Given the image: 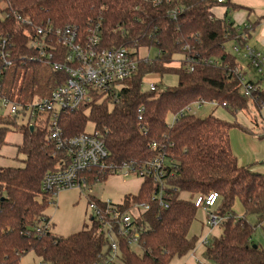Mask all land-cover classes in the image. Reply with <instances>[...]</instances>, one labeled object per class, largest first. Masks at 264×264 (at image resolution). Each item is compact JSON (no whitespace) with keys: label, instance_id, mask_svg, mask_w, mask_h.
Wrapping results in <instances>:
<instances>
[{"label":"trees","instance_id":"1","mask_svg":"<svg viewBox=\"0 0 264 264\" xmlns=\"http://www.w3.org/2000/svg\"><path fill=\"white\" fill-rule=\"evenodd\" d=\"M7 1L10 10L33 22L49 20L55 27L72 24L81 30L88 22L99 23L105 46L136 43L156 51L123 83L118 103L109 99L98 103L94 96L92 103L59 117L66 137L85 132L90 124L102 136L112 163L145 161L152 156L153 143L167 154L169 178L162 197L167 208L150 201L156 186L149 179L136 196H124V207L141 202L147 203L149 210L135 221L140 234L138 247L131 248L120 239V255L114 264H172L175 258L193 251L198 237L190 235V229L198 209L192 199L212 192L219 196L215 214L220 219L221 234L208 240L205 259L210 264H264V249L252 241L257 225L264 223V175L238 164L229 141V131L237 124L184 112L197 102H214L233 115L248 109L250 99L243 95L240 83L227 74L228 68L239 67V58L226 44L237 41L239 34L227 18H214L212 9L218 5L207 0H173L170 6L159 7L143 0H0V16L9 12ZM169 8H181L175 19L167 14ZM1 34L10 36L14 43L13 65L2 83L5 96L20 103L34 99H15L14 85L20 80L17 92L26 93L38 85L43 70L49 72L48 94L59 75L45 66L20 60L30 53L20 25L12 18L0 17ZM175 56L181 57L178 68L171 66ZM186 58L194 59L190 72L185 69ZM200 59L219 64H203ZM149 74H174L177 83L161 93L149 91L141 84ZM256 96L253 103L259 108L264 104V89ZM141 108L138 120L137 110ZM168 116L175 120L168 122ZM5 123L22 134L17 153L24 159L20 168L0 166V264H20L30 252L38 264H98L106 259L107 242L97 222L67 237L53 235L52 226L43 228L48 221L44 213L51 202L41 194V181L45 174L55 171L57 159L45 145L46 133L36 125L33 129L17 126L15 118ZM8 131L0 127V148L6 144ZM87 179L89 188L97 184L92 175ZM182 193L189 194L190 199H181ZM235 202L241 205L242 216L235 214ZM249 216L256 217L255 225L248 221Z\"/></svg>","mask_w":264,"mask_h":264},{"label":"built area","instance_id":"2","mask_svg":"<svg viewBox=\"0 0 264 264\" xmlns=\"http://www.w3.org/2000/svg\"><path fill=\"white\" fill-rule=\"evenodd\" d=\"M152 7L162 5L170 6L173 0H143ZM216 5H225L227 0H207ZM5 6L8 13L1 18L14 19L21 28L22 35L26 37V48L30 52L22 56V62H34L50 69L59 75L55 80V87L42 97L31 101L17 102L5 96L2 83L6 72L13 65L12 51L14 43L8 35H0V127H8L5 121L15 118L16 124L21 119V125L38 129L46 133L45 145L52 151L57 159L55 171L48 172L41 181V194L49 202L55 199L61 191L89 189L88 175L94 177L95 183L111 176L119 178H135L141 181L151 180L155 189L151 190L150 201H156L164 208L162 197L167 179V157L164 150L155 143L151 144L152 156L145 161H123L112 163L105 147L102 136L94 128L85 130L78 135L66 137L62 133L59 117L78 110L83 104L92 103L94 96L96 102L109 99L118 103L123 83L137 72L141 62L151 60L145 47L133 45L105 46L102 41L99 23L88 22L81 30L76 25L68 24L55 27L50 21L33 22L30 17H23L18 12L10 10L8 1ZM180 9L169 8L167 14L175 19ZM239 34L237 41L231 43L230 51L240 60L246 62L254 73L264 79V54L255 51L248 41L253 31V25L244 23L240 27L234 26ZM145 49V50H144ZM145 53H143V52ZM156 53V51H155ZM155 56V55H154ZM181 60H179L180 62ZM185 69L192 71L193 58H186ZM203 64L218 65L215 60L200 59ZM226 67V66H225ZM232 80L240 83L243 95L255 102L261 88L248 81L242 74L240 67L227 70ZM143 86L149 91H155L157 85L153 82ZM209 104L217 107L214 102H197L193 106ZM264 105V104H261ZM224 106V105H223ZM191 107L185 113H191ZM142 108L137 110L138 120H141ZM175 118L172 119V122ZM171 175V174H169ZM137 194L133 195L136 196ZM95 198V197H94ZM219 196L212 192L207 195H195L192 204L205 214L203 224L207 228L218 227L220 219L215 214ZM149 210L147 203L133 202L124 207V197L121 202H103L89 198L88 211L90 221L97 222L103 227L107 242L108 255L98 264H114L120 255L118 242L125 239L129 246L137 248L139 233L135 230V221ZM44 229L49 230L51 224L45 222ZM37 233L41 231L36 230ZM200 244L206 246L208 240L201 239ZM109 245V246H108Z\"/></svg>","mask_w":264,"mask_h":264},{"label":"rangeland","instance_id":"3","mask_svg":"<svg viewBox=\"0 0 264 264\" xmlns=\"http://www.w3.org/2000/svg\"><path fill=\"white\" fill-rule=\"evenodd\" d=\"M221 6H215L212 12L215 17H222ZM231 43L226 44V48L230 49ZM148 57L152 59L155 55V50L153 48H148ZM177 59H181L179 56H175L174 60L177 63ZM242 61V60H241ZM32 73V72H31ZM41 76L38 81V85L34 88H30L26 93L21 95L17 92L20 87V80H16L15 87L13 91L14 98H38L47 94L49 90V85L47 83L48 71L43 70L40 72ZM149 76V75H147ZM248 77L256 78L259 77L256 73H249ZM153 82L157 85L158 93L170 90L177 83V76L174 74L158 76L157 78L146 79L145 83ZM126 84V83H125ZM144 89L146 86H143ZM252 102V101H251ZM253 103V102H252ZM261 108H257L253 104H248V109L245 111H239L233 115L228 110L222 107H213L209 104H204L200 107L192 106V115L199 118H206L209 115L214 116L222 121L230 124H237V128L234 127L230 129L229 141L232 152L237 158L238 164L252 165L255 162H264V137H260L258 134L260 132V124H254V121L261 120L264 122V105ZM168 122H171V116L167 117ZM171 120V121H170ZM17 126L21 125V119L18 120ZM9 130L5 137V145L0 148V166L1 167H13L20 168L23 166L22 160L24 157L17 153V149L22 141V134L16 129V127L10 125L7 127ZM87 130L91 129V125L88 124ZM115 179V178H111ZM109 180L108 184L97 183L87 190H66L61 191L55 203H51L50 206L45 210V215L50 224H52V234L57 237H67L69 235L80 232L81 230H86L90 228L91 221L88 211V201L90 197H95L96 199L103 202L119 203L121 202L122 195L125 193H136L138 188V182L135 178H121L124 183H119V180ZM114 183V185H111ZM184 199L187 197H183ZM234 212L236 215L242 214V207L238 202L234 204ZM205 214L203 211L198 210L196 214V220L192 224L190 229V235L199 236L202 235L200 221L205 219ZM248 221L255 225L256 222L253 221V216H249ZM264 227H256L255 232L252 235V240L255 244L259 246H264ZM214 231L207 234L208 240L213 238ZM204 256H200L201 264H210L209 261L205 259ZM39 260L33 253H28L23 256L20 260V264H38ZM194 264H199L194 262Z\"/></svg>","mask_w":264,"mask_h":264},{"label":"crops","instance_id":"4","mask_svg":"<svg viewBox=\"0 0 264 264\" xmlns=\"http://www.w3.org/2000/svg\"><path fill=\"white\" fill-rule=\"evenodd\" d=\"M220 8L222 9L221 10L222 17L218 18V17H215L213 14L214 18H217V19L227 18L236 27H240L244 23H249V24L253 25V31L250 34L248 44L255 51L264 54V0H227L225 5H222ZM143 53H145V52H143ZM178 60L179 59H177V61ZM171 66L178 68L181 66V64L179 61L177 63L174 61L171 64ZM239 67H240V70H241L243 76L248 81H251L254 84H257L261 89H264V79H262L261 77H256V78L248 77L249 73L251 74V72L252 73H254V72L249 67H247L246 62L244 60L239 61ZM157 77H158L157 75L149 74V76H146V79H152V78H157ZM248 104L254 105V103H252L251 101H249ZM260 108H261V106L259 107V109ZM258 123L260 124V132L258 135L260 137H264V122H262L261 120H259V122L256 120L254 121L255 125H258ZM229 133H230V131H229ZM239 165L248 166V167H250V169L252 171L264 175V162H262V163L255 162L252 165H246V164L239 163ZM111 178H115V179L119 180L120 184L124 183L123 179H121L119 177H115V176H111V177L107 178L104 183L108 184V182ZM115 179H111V180H115ZM135 181L138 182V188L136 190V193H134V194L125 193L122 195V197H124L126 195H135L138 193V190L141 186V181L138 179H136ZM111 185H114V183H111ZM183 197H187V198L184 199ZM180 198L187 200V199H190V195L186 194V193H182V194H180ZM242 215H243V210H242V214L241 215L239 214L238 216H242ZM253 221L256 222V217H254V216H253ZM200 224L202 226L201 227L202 235L199 236L194 250L189 252L187 255H185L181 258H175L172 261V264H194V262H197L199 264L202 263L200 256L201 257L204 256L205 246H202L199 241L203 238H206L208 240L207 234L212 233V231H214V230H215V232H213L214 233L213 237H215V238L219 237L221 234V229L219 227L207 228L204 226L203 221H200ZM258 226L264 227V223L257 225V227ZM262 230H264V229H262ZM260 247L262 249H264V246H260Z\"/></svg>","mask_w":264,"mask_h":264},{"label":"water","instance_id":"5","mask_svg":"<svg viewBox=\"0 0 264 264\" xmlns=\"http://www.w3.org/2000/svg\"><path fill=\"white\" fill-rule=\"evenodd\" d=\"M32 129V128H31Z\"/></svg>","mask_w":264,"mask_h":264}]
</instances>
